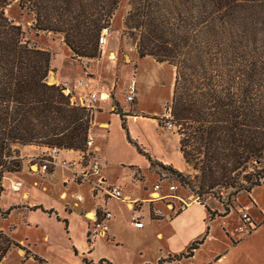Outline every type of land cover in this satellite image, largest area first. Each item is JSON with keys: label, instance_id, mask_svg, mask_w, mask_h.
Here are the masks:
<instances>
[{"label": "trees", "instance_id": "obj_1", "mask_svg": "<svg viewBox=\"0 0 264 264\" xmlns=\"http://www.w3.org/2000/svg\"><path fill=\"white\" fill-rule=\"evenodd\" d=\"M12 1L0 0V180L21 169L16 144L84 152L93 120V111L73 103L62 85L48 83L53 55L23 39L21 27L5 15ZM118 4L18 0L33 14L34 29L61 35L78 62L100 57L102 32L110 28ZM124 28L135 37L139 58L174 69L166 107L177 127L181 157L196 175L190 180L154 160L130 138L125 114L115 104L126 140L150 170L157 167L186 187L209 221L228 215L231 200L264 183V0H138ZM203 196L216 200L222 212H215ZM96 212L100 218V210ZM208 229L184 254L168 260L191 257ZM86 241L91 249L92 242ZM0 243L3 255L13 244L1 233Z\"/></svg>", "mask_w": 264, "mask_h": 264}, {"label": "crops", "instance_id": "obj_2", "mask_svg": "<svg viewBox=\"0 0 264 264\" xmlns=\"http://www.w3.org/2000/svg\"><path fill=\"white\" fill-rule=\"evenodd\" d=\"M48 34L44 37L51 43L57 42V49L64 48L73 64L72 68L74 67V74L70 77L66 75V71L64 73L55 67L54 59L58 53L52 44L53 47L49 49L53 52L54 57L51 59L50 67L54 71L55 84L85 82V86L75 89L74 98L76 100L90 94L97 95V100L92 105L93 120L88 132L93 136V144L88 151L90 159L84 160L80 151L58 150L55 165L49 168L50 171L36 173L30 170V166L39 164V158L46 154L48 148L17 144L13 146L19 154L22 165L19 172L5 173L0 180V233L13 243L5 251L1 264H85L83 259L92 264H99L101 261H106L103 264H107V262L109 264H158V262L181 264L186 260L189 261L187 264H237L236 259L233 262H228L227 257L241 240L240 233L237 232L239 225L236 227L225 225L226 232L223 230L225 237L230 239L231 235L234 236L230 239L231 244L229 245L228 241H225L226 243L223 241L222 244H219L220 247L215 245L206 252L204 258L199 259L198 255L208 247L209 243L213 242L218 245L214 230H210V228L203 244L191 257L168 260L172 256L184 254L194 241L204 236L207 226H211V223L216 220L226 218L230 213L224 217L215 216L213 220L209 221L205 208L195 200L179 212L171 202L163 204L162 200L166 199L164 196L156 201H150L147 197L153 194L162 195H160V190L154 191L153 189L158 184L148 185L147 177L143 174L141 179L135 177V171L141 172V169L151 172L149 163L144 156H137L133 161L117 163L129 166L132 172L128 175L129 177L124 176L117 181L111 179L108 166L113 167L115 164L106 160L102 144L109 143L112 138L119 135L121 141L129 144L125 132L121 128L119 115L116 114L115 104L125 114L130 138L138 143L145 152L154 160L164 165H170L183 174L191 173L190 167L184 163L179 152L177 133L167 130L168 128H163L159 124L156 117L158 113L150 115L155 120L157 129L164 137L166 144L173 146L182 164L181 168L175 167L172 161L153 145L150 144L153 151L144 147L146 143L134 131L131 121L138 117L150 116L139 111L137 102L134 104L136 109L130 110L129 104L124 103L126 102L125 98L120 99L117 96V79L113 82L104 80L101 71L93 67V64L105 59L109 72H116L117 75V70L122 72L126 69L125 67L130 65V74H132V78L135 77V84H137L135 58L133 57L132 63L129 59H126L128 62L123 63L117 60V47L112 42L110 52L107 54H105L102 45L101 55L98 59H82L78 62L71 58L70 51L63 44L61 35ZM133 64L136 67H133ZM78 71H81V74ZM172 86L173 82L171 85L170 81V98ZM169 103L165 105L167 106ZM91 158H97L100 163L101 188L119 187L123 196L135 201L133 210H130L122 201L108 198L103 191L98 190L95 185L96 176L84 177L80 174L85 168H88ZM64 159L74 161L71 169H65L62 166L61 162ZM152 174L160 177L157 173ZM15 181L21 183L17 192L11 189L12 182ZM129 185L134 190L128 189ZM256 189L257 187L249 193V197L252 198L250 197V203L244 207L255 224L257 221L256 208H261L253 196ZM77 197L82 200L78 201ZM161 203L163 207L159 206ZM136 204H138L139 210H135ZM144 204L148 207L146 216H143V212L140 211ZM169 204H171L172 210L169 209ZM149 205L161 211L158 219L151 217ZM35 207H42L45 211L52 213L48 214L40 209H34ZM97 209L108 211L110 218L103 223L104 234L98 235L93 240L92 248L89 249L86 239L90 222L86 215H93ZM260 212L264 213V209ZM133 214H137L141 218L140 220L143 222L141 228L134 226ZM64 222H66L67 231ZM161 225H165L167 229ZM255 230L256 228L253 231ZM34 256L44 262L36 261Z\"/></svg>", "mask_w": 264, "mask_h": 264}, {"label": "rangeland", "instance_id": "obj_3", "mask_svg": "<svg viewBox=\"0 0 264 264\" xmlns=\"http://www.w3.org/2000/svg\"><path fill=\"white\" fill-rule=\"evenodd\" d=\"M137 1L138 0H119L117 10L115 11L112 18L111 26L105 33L102 45L104 46L105 54H107L108 52H110V46L113 42L115 44V47H117V60L122 63L128 62L126 61V59H129L132 63L133 57L135 58L137 64V84H135V94L131 103H128L127 101L124 103L129 104L130 110H135L136 106L134 104H136L137 102L139 111L141 113H144L145 115L150 116L158 113L156 117L159 120V124L163 128H166L163 125V116L167 113L170 114L169 111H167L168 109L165 104L169 103L170 100V81L172 85V82L174 81V69L166 63L158 64L151 58H139L137 56L135 50L136 39L130 34H127L124 28V21L126 19L127 13L128 11L133 9L134 5L137 4ZM5 15L15 25L21 27L23 39L25 41H28L31 46L50 51V53H52L54 57L53 52L49 49L50 47H53V44L55 47L54 50H56L58 53L56 58L54 59L55 67L60 71H64V73L66 71V75L68 77L74 74V67L72 68L73 64L69 60L68 52L64 48L57 49V42L51 43L49 39H46L44 36L49 35L47 32H39L34 29L33 14L26 8L20 7L18 5V0H13L11 3H9V5L5 8ZM93 67L101 71L104 80L107 79L113 82L117 79V96L120 99H124L127 95L128 85L132 79V74H130L129 71L131 66L128 65L122 72H118L117 70V75L116 72H109L105 59L99 61V63L93 64ZM133 67H136V65L133 64ZM80 72L81 71H78L79 74H81ZM53 74L54 71L51 69L47 78L49 84H55L56 82ZM133 78L135 79V77ZM125 87H127V89H125ZM73 94L75 95V93ZM131 124L134 131L138 133L143 141H145L146 144H144V147L150 149V151H153V147H151L150 144L153 145L154 147L161 150V152L165 154V156L170 161H172L175 167H182V164L173 146L166 144L164 137L157 129L155 120L151 116L138 117L136 120H132ZM174 126V128L166 129L176 133L177 127L175 124ZM102 145L106 160H108V162L110 163L115 164L113 165V167L108 166L111 173V179H116L115 181L121 179L124 176H128L132 172V169L129 166H122L117 163H123L122 161H133L137 158V156H142L136 152L132 145L121 141L120 135L116 138H112L109 143H104ZM87 159L88 158L84 156V160ZM39 164H42V162L39 161ZM160 171L161 170L157 167H154L151 170L152 173L158 172L160 176L159 178L157 176H153V174L149 171H146V169H141V172L135 171V177L141 179L143 174L147 177L148 185H153V183L160 185V195L176 196L183 199L185 202L190 203L191 199L188 198L192 197V193H190V191L186 187H182L175 178H172L166 172ZM190 171L191 173L187 176L190 177V180H193L196 172L191 168ZM163 174L164 176H162ZM171 185L177 187L175 192H170L168 190V187ZM262 185H264V183ZM128 189L134 190L131 185L128 186ZM222 192V196L224 198L223 200H226V191L223 190ZM253 196L259 203V207H261L260 209L256 208V219L257 221L259 220L258 222L256 221L257 228L255 231H246L245 234L243 233L239 235V237H241V240L238 246L233 249V251H231L232 253H230L227 257L228 262H233L236 259L237 264H264V213L260 212L262 209H264V186L257 187V189L253 193ZM157 197V194H153L152 196H149L147 198H149V200H157ZM250 197L249 195L244 193L231 200L232 208L229 212L230 214L224 219L212 222L211 226L209 225L210 230H214V235L218 239V245L213 242L209 243L208 247L204 248L203 251L199 253V259L204 258L206 252L210 248L214 247L215 245L219 246V244H222L223 241H228L227 243L229 245L231 244L230 239H232V237L234 236H229L230 239L225 237L223 233V230L226 232L225 225H228L230 227L241 225L239 209L244 208L245 205H248L250 203ZM165 198V200H162L163 204L171 202L172 205L177 207L179 211L180 203H178V200L176 198ZM203 198L207 203L211 204V208H213L215 212H222V206L216 200L204 196ZM163 204L161 203L159 206L163 207ZM134 208L135 210H139L138 204H136ZM147 209V205L144 204L140 210L143 212V216H146ZM149 210L150 213H152L153 218H159V216H156L155 214V210L158 209H155L153 206L149 205ZM161 226L167 229L165 225ZM188 262L189 261L186 260L181 264H187Z\"/></svg>", "mask_w": 264, "mask_h": 264}, {"label": "built area", "instance_id": "obj_4", "mask_svg": "<svg viewBox=\"0 0 264 264\" xmlns=\"http://www.w3.org/2000/svg\"><path fill=\"white\" fill-rule=\"evenodd\" d=\"M106 31L102 32V37L100 38V44L102 45L103 39L105 36ZM64 87V93L71 95V101L75 103L76 105L83 106L91 111L93 103L97 100V95L96 94H90L87 97H82L79 100H76L74 98V91L77 87L80 86H85V82H78L77 84H61ZM135 94V79L132 78L127 89V95L125 96V100L129 103L133 101ZM169 111V109L167 110ZM163 125L168 128H174V124L171 122V117L170 114H165L163 116ZM93 144V136L88 133L86 142H85V148L86 150L82 152L83 156L87 157L90 159L89 155V149L92 147ZM58 150L56 148H48L47 152L45 155L39 158V161L42 162V164H37V165H32L30 166V170L33 172H41L44 173L49 170L50 167L55 165V159L57 156ZM62 166L65 169H71L74 165V161L70 159H64L61 162ZM100 172V163L97 158H91V163L89 164L88 168H85L83 172L80 174L83 175L84 177L90 176H96V188L98 190H101L104 192V195L107 196L108 198H113L119 201H122L130 210H133V204L135 201L130 200L128 197L123 196L121 189L116 186H109L106 188H101L102 185V178L99 174ZM21 183L19 181L12 182L11 189L13 191H19ZM154 191H159L160 186L155 185L153 187ZM168 190L170 192H175L176 187L171 185L168 187ZM152 196V195H151ZM164 197H174L178 200V203H180V209H183L185 206H187L189 203L185 202L183 199L176 197V196H164ZM163 196L158 195V199L164 198ZM188 199H191L190 201L192 202L194 199L193 197H190ZM77 200L80 201L82 200L80 197H77ZM150 201H156L150 199ZM169 209L172 210L171 204L168 205ZM246 208H241L239 209V216H240V221L241 225L237 227V232L240 234L245 233L246 231L251 232L256 228V224L253 222V220L249 217L248 213L246 212ZM101 217H97V212H95L93 215H86V217L89 218V226H88V232H87V238L92 242L93 240L98 236V235H103L104 234V225L103 223L110 218V213L104 209H100ZM156 216L161 215L160 210H155ZM141 218L137 214L132 215V221L134 223V226L137 228H141L143 226V222L140 220ZM3 253L1 251V243H0V264L2 261Z\"/></svg>", "mask_w": 264, "mask_h": 264}, {"label": "water", "instance_id": "obj_5", "mask_svg": "<svg viewBox=\"0 0 264 264\" xmlns=\"http://www.w3.org/2000/svg\"><path fill=\"white\" fill-rule=\"evenodd\" d=\"M167 109H168V108H167ZM167 109H166V110H167Z\"/></svg>", "mask_w": 264, "mask_h": 264}]
</instances>
